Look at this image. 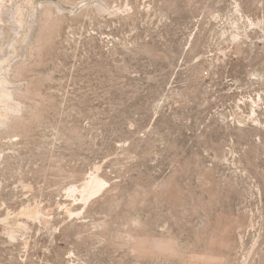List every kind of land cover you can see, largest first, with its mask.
<instances>
[{"label":"rangeland","instance_id":"obj_1","mask_svg":"<svg viewBox=\"0 0 264 264\" xmlns=\"http://www.w3.org/2000/svg\"><path fill=\"white\" fill-rule=\"evenodd\" d=\"M50 1L0 0V264H264V0Z\"/></svg>","mask_w":264,"mask_h":264},{"label":"bare ground","instance_id":"obj_2","mask_svg":"<svg viewBox=\"0 0 264 264\" xmlns=\"http://www.w3.org/2000/svg\"><path fill=\"white\" fill-rule=\"evenodd\" d=\"M61 1V0H60ZM63 2V1H62ZM1 3H2V1H1ZM45 5H47V7L49 8V10H52V8H56V9H58V10H60L61 11V8H60V6H59V4H58V1H55V0H51L50 2H47ZM44 5V6H45ZM43 6V5H42ZM43 6V8H45ZM39 7V6H38ZM24 9V8H23ZM22 8H20L19 9V11L17 12V15H24V17L26 18V15L27 14H29V17H30V22H34V17H33V14L30 12H27L26 13V11L27 10H29V9H24L23 10ZM13 12H15V11H13ZM36 12V11H35ZM15 15H16V13H15ZM14 16V15H13ZM10 17H12V16H10ZM9 17V18H10ZM17 17V16H16ZM13 18V17H12ZM35 18H36V16H35ZM14 19V18H13ZM36 21V20H35ZM35 23V22H34ZM33 23V24H34ZM18 24V23H17ZM24 25H25V21L23 22V23H19L18 24V28H16L15 29V36L17 37V36H19L20 35V28H24ZM14 32V31H13ZM8 56V55H7ZM6 59L4 56H2L1 57V59L0 60H2V59ZM3 59V60H4ZM9 63V62H8ZM7 66H8V64H7ZM7 66H5V65H3L2 64V66H0V86L2 87V86H6L10 81H11V73H12V69L11 68H8ZM11 66V65H10ZM8 90V89H7ZM5 91V90H4ZM3 91V92H4ZM7 92V91H6ZM5 94V93H4ZM10 94H12L11 92H10ZM9 94V95H10ZM7 97V96H6ZM7 109V108H6Z\"/></svg>","mask_w":264,"mask_h":264}]
</instances>
